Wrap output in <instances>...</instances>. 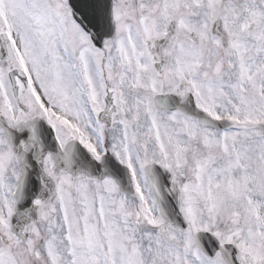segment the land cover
I'll list each match as a JSON object with an SVG mask.
<instances>
[{"label": "snow or ice", "instance_id": "6c2138e0", "mask_svg": "<svg viewBox=\"0 0 264 264\" xmlns=\"http://www.w3.org/2000/svg\"><path fill=\"white\" fill-rule=\"evenodd\" d=\"M0 264H264V0H0Z\"/></svg>", "mask_w": 264, "mask_h": 264}]
</instances>
